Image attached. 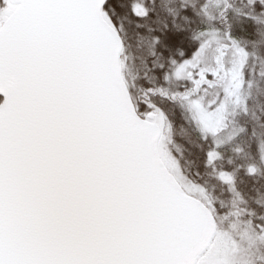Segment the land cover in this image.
<instances>
[{
  "label": "snow or ice",
  "instance_id": "snow-or-ice-1",
  "mask_svg": "<svg viewBox=\"0 0 264 264\" xmlns=\"http://www.w3.org/2000/svg\"><path fill=\"white\" fill-rule=\"evenodd\" d=\"M0 264H264V0H0Z\"/></svg>",
  "mask_w": 264,
  "mask_h": 264
}]
</instances>
